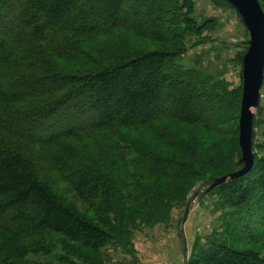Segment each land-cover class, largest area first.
<instances>
[{
    "label": "trees",
    "instance_id": "1",
    "mask_svg": "<svg viewBox=\"0 0 264 264\" xmlns=\"http://www.w3.org/2000/svg\"><path fill=\"white\" fill-rule=\"evenodd\" d=\"M194 11L193 0H0V237L15 241L13 252L0 246V264L52 253L47 233L99 253L138 214L163 221L196 183L241 169L242 90L173 64L211 22ZM119 33L173 50H113L107 63L82 50ZM164 118L198 133L157 125ZM138 127L156 130L162 153L120 133ZM210 192L227 209L226 231L256 228L243 225L245 248L212 241L187 264H264L254 247L264 239V158Z\"/></svg>",
    "mask_w": 264,
    "mask_h": 264
},
{
    "label": "rangeland",
    "instance_id": "2",
    "mask_svg": "<svg viewBox=\"0 0 264 264\" xmlns=\"http://www.w3.org/2000/svg\"><path fill=\"white\" fill-rule=\"evenodd\" d=\"M193 2L195 5L193 17L197 23L202 25L207 20L211 22H208L200 33L187 37L178 48L181 54L173 64L182 65L186 69L195 68L207 76H212L214 80L228 83L229 90L241 89L243 94V59L251 42L250 32L243 17L228 0H193ZM82 47V50L86 49L89 52L88 56L101 63H107L111 56L109 51L113 50L117 53L124 49L126 52L173 50L168 45L140 40L127 33L85 40L82 41ZM263 85L264 78L259 103L254 110L252 126L253 153L256 160L264 158ZM157 125L182 135H186L188 130H191L193 135L198 133V128L185 126L170 118L162 119ZM120 133L125 135L131 144L139 146L146 144L152 150L161 153L164 149L165 144L158 138L155 129L122 128ZM127 144H122L119 152L124 153L128 161H131L135 152H129L126 148ZM91 149L95 152L93 146ZM36 151L38 155L44 153L39 149ZM240 164L243 169L245 165L243 154ZM138 176L140 179L143 177L140 171ZM202 185L201 181L194 185L187 196L188 202L195 192L210 186L202 187ZM160 189L164 192L162 188ZM186 207L184 203L172 207L167 212L166 219L159 222L146 223L142 214H138L136 219L120 229L117 240L99 253L66 244L61 237L47 233L45 235L47 241L54 244L53 252L26 254L22 258V264H183L180 227ZM225 212L227 209L220 206L219 196L214 192H208L195 200L183 226L188 247L187 261L192 258L196 246L207 247L212 241H226L236 248H245L241 239L242 233L248 234L243 227L245 223L239 226L240 230L237 232L226 231L223 215ZM246 225L250 231H255L256 226ZM14 243L12 239L0 237V246H3L4 251L13 252ZM254 247L264 254V239ZM13 259L16 258H11L12 261Z\"/></svg>",
    "mask_w": 264,
    "mask_h": 264
},
{
    "label": "water",
    "instance_id": "3",
    "mask_svg": "<svg viewBox=\"0 0 264 264\" xmlns=\"http://www.w3.org/2000/svg\"><path fill=\"white\" fill-rule=\"evenodd\" d=\"M240 12L250 32L251 42L243 59V94L239 120V143L245 163L243 169L220 177L207 189L195 192L190 198L180 227V237L183 248V264H187L188 247L183 226L187 220L190 208L195 200L210 192L215 187L230 180L240 178L251 171L255 163L252 144V126L254 110L257 108L264 78V10L259 0H228Z\"/></svg>",
    "mask_w": 264,
    "mask_h": 264
},
{
    "label": "crops",
    "instance_id": "4",
    "mask_svg": "<svg viewBox=\"0 0 264 264\" xmlns=\"http://www.w3.org/2000/svg\"><path fill=\"white\" fill-rule=\"evenodd\" d=\"M184 233V232H183ZM181 238V237H180ZM187 241V240H186ZM182 254H183V248H182Z\"/></svg>",
    "mask_w": 264,
    "mask_h": 264
}]
</instances>
